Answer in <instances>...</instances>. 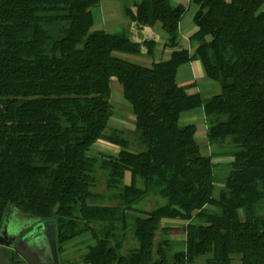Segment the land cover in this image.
I'll use <instances>...</instances> for the list:
<instances>
[{"label": "trees", "instance_id": "obj_1", "mask_svg": "<svg viewBox=\"0 0 264 264\" xmlns=\"http://www.w3.org/2000/svg\"><path fill=\"white\" fill-rule=\"evenodd\" d=\"M191 1L192 52L180 45L184 5L133 0L135 14L123 6L125 17L157 25L171 49L145 65L116 53L139 56L144 47L152 58L153 40L91 30L100 0H0V225L9 206L50 223L59 264H76L68 244L85 236L93 242L82 264H231L234 254L240 264H264V0ZM191 60L219 93L203 97L187 91L194 83H177ZM112 77L134 115L137 152L122 131L107 130ZM196 108L207 144L226 145L231 157L214 196L217 153L202 154L196 125L179 123ZM99 139L119 146L117 155L91 156ZM97 166L116 204L92 190ZM149 195L165 203L138 207ZM174 219L185 222L177 249L175 228L163 223ZM129 235L138 245L123 253ZM0 248L8 264L20 262Z\"/></svg>", "mask_w": 264, "mask_h": 264}, {"label": "rangeland", "instance_id": "obj_2", "mask_svg": "<svg viewBox=\"0 0 264 264\" xmlns=\"http://www.w3.org/2000/svg\"><path fill=\"white\" fill-rule=\"evenodd\" d=\"M117 3L119 2H116L115 0H100V2L96 6L91 8V12L93 16V24L91 26V30L103 29L105 31L109 30L107 32H110L111 30H113L112 31L113 33L117 32V30L110 27L111 24L110 22H112L113 19L118 18ZM120 4H123V6L126 5L127 7H130L134 3L133 0H120ZM114 8L116 9V11ZM162 36L164 35L162 34ZM116 54L129 61L145 64V65L150 64L151 63L150 61L153 60L152 58L148 59L145 52L139 56L126 54V53H119V52H117ZM159 58H165V57H159ZM176 81L180 85L194 83L193 86L187 89V91L189 93L197 92L203 97H209L213 94L220 92L219 85L215 81H212L207 78L201 63L198 60H191L179 66L176 74ZM109 87H110L109 102L111 104L112 115L108 119L107 130L109 129L108 131H110L111 128H115L119 131H122L123 136L127 138L129 141V145L127 149L131 152H137L142 149V146L139 143H137V141L134 140L135 138V132L133 130L134 115L132 114L129 106L122 97V87L114 77L110 78ZM195 124L197 128L196 137H198L197 141L201 147V153L202 154L217 153V156L212 159L213 162L218 164V167H216L214 171L215 178L217 181L214 182L215 184V187L213 189V196H214L217 195L218 191L221 189L224 183V177L229 169L227 163L231 160V157L225 154L226 151H228L226 145H221L218 146L217 149H214L212 146L207 144L206 135H205V125L203 124V122L195 121ZM119 150L120 148L116 144L106 139H99L93 143L89 153L93 157L102 159L110 155H117ZM95 176H96V181L94 186L92 187V190L94 192L102 193L103 195H105L104 200L102 201L103 203L116 204L118 201H116L114 198L108 197L110 196V194L107 192L105 188L106 174L98 166L96 167ZM123 179L124 182L126 183L130 182L129 171H125ZM97 202H101V201H97ZM164 203H165L164 198L159 196L149 195L139 202L138 207H140L143 210H150ZM163 223L171 225L175 228L177 233H175L173 237L175 238V240H177V242L174 243L173 246L175 249H177L179 246L178 242H180V240L184 237L183 233L181 232V228L185 222L174 219V220H164ZM8 226L9 229L15 228L14 230L16 232V236H18L19 239L27 237L33 231H37L38 227H40L42 231L47 227L46 222L40 221L34 218L33 216L23 214L15 209L11 212ZM160 236H161V232L157 231L155 239L158 240ZM92 242L93 240L89 236H85L83 238H79L72 241L70 244H68V248H67L68 258L76 262V264H82L80 263V256L84 252L85 246ZM137 245H138L137 241L132 239L131 236L129 235L128 240L125 241L124 243L122 252L125 253L127 248L131 246L134 247ZM8 254L9 252H7L6 250H2L0 248V260H1L0 264H8V262L4 259L5 256ZM196 264H201V262L199 261ZM231 264H240V256L236 254L232 255Z\"/></svg>", "mask_w": 264, "mask_h": 264}, {"label": "crops", "instance_id": "obj_3", "mask_svg": "<svg viewBox=\"0 0 264 264\" xmlns=\"http://www.w3.org/2000/svg\"><path fill=\"white\" fill-rule=\"evenodd\" d=\"M117 3V19H113L110 22V27L117 30L124 28L130 39L135 42H141L143 40H153L154 41V51L152 59L157 61L158 59H166L170 54V48L165 46L166 38L162 36L157 25H142L136 20H132L129 16L125 17L123 12V4H120V0H115ZM176 3H180L186 7L185 13L183 14L179 22V33H180V45L182 47L188 48L190 52L193 51V47L189 45V36L195 30V25L193 23L192 17L197 9V6L191 0H173ZM115 9V8H114ZM261 9L264 11V4ZM130 13L135 14L137 11V6L132 4L128 7ZM116 11V9H115ZM109 28V26H108ZM109 30H106V32ZM111 30L109 33H113ZM146 52L144 47L141 48V53ZM165 57V58H159ZM147 58V57H145ZM149 59V57H148ZM152 62V61H150ZM183 65V64H182ZM195 121L203 122L204 124V114L201 108H196L192 110L183 111L179 118L180 124L194 123ZM196 125V124H195ZM205 125V124H204Z\"/></svg>", "mask_w": 264, "mask_h": 264}, {"label": "water", "instance_id": "obj_4", "mask_svg": "<svg viewBox=\"0 0 264 264\" xmlns=\"http://www.w3.org/2000/svg\"><path fill=\"white\" fill-rule=\"evenodd\" d=\"M14 209L17 210L14 206H9L1 222L0 246L13 249L27 264H59L52 225L46 222V229L42 231L38 227L37 231L19 241L15 228L9 229L8 226L9 217Z\"/></svg>", "mask_w": 264, "mask_h": 264}, {"label": "flooded vegetation", "instance_id": "obj_5", "mask_svg": "<svg viewBox=\"0 0 264 264\" xmlns=\"http://www.w3.org/2000/svg\"><path fill=\"white\" fill-rule=\"evenodd\" d=\"M24 238H20L19 241L23 240ZM1 247H4V246H1ZM5 248H8V247H5ZM20 258V257H19ZM37 258H42L41 256H37ZM4 260V259H3ZM1 261V260H0ZM20 262L18 264H27L23 259L20 258L19 260ZM59 261V260H58Z\"/></svg>", "mask_w": 264, "mask_h": 264}]
</instances>
